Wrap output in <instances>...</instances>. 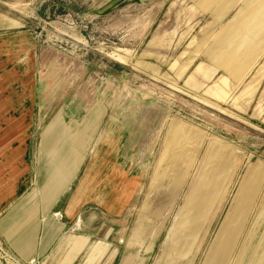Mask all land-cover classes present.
<instances>
[{
  "label": "rangeland",
  "instance_id": "1",
  "mask_svg": "<svg viewBox=\"0 0 264 264\" xmlns=\"http://www.w3.org/2000/svg\"><path fill=\"white\" fill-rule=\"evenodd\" d=\"M0 63L126 126L147 264H264V0H0Z\"/></svg>",
  "mask_w": 264,
  "mask_h": 264
},
{
  "label": "crops",
  "instance_id": "2",
  "mask_svg": "<svg viewBox=\"0 0 264 264\" xmlns=\"http://www.w3.org/2000/svg\"><path fill=\"white\" fill-rule=\"evenodd\" d=\"M22 75L0 76L6 249L22 263L147 264L154 242L119 235L141 183L126 126L95 107L83 112L75 101L39 107L45 97L38 80Z\"/></svg>",
  "mask_w": 264,
  "mask_h": 264
},
{
  "label": "built area",
  "instance_id": "3",
  "mask_svg": "<svg viewBox=\"0 0 264 264\" xmlns=\"http://www.w3.org/2000/svg\"><path fill=\"white\" fill-rule=\"evenodd\" d=\"M58 215L60 216V214L57 213V216ZM18 262H20V261H18ZM23 264H38V263L36 261L32 260V261H30L28 263H23Z\"/></svg>",
  "mask_w": 264,
  "mask_h": 264
},
{
  "label": "bare ground",
  "instance_id": "4",
  "mask_svg": "<svg viewBox=\"0 0 264 264\" xmlns=\"http://www.w3.org/2000/svg\"><path fill=\"white\" fill-rule=\"evenodd\" d=\"M22 263V262H21Z\"/></svg>",
  "mask_w": 264,
  "mask_h": 264
}]
</instances>
